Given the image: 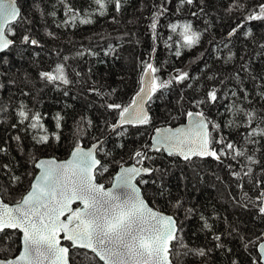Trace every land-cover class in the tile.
Here are the masks:
<instances>
[{
    "label": "trees",
    "instance_id": "trees-1",
    "mask_svg": "<svg viewBox=\"0 0 264 264\" xmlns=\"http://www.w3.org/2000/svg\"><path fill=\"white\" fill-rule=\"evenodd\" d=\"M241 2L245 10L229 13L227 9L232 0H195L192 5L183 6L180 0H123L120 12L110 6L106 15L100 16L92 0H66L64 4L60 0H18L26 21L16 28L15 46L0 58V85H3L0 108L4 109L0 111V147L6 149L0 152V164L8 163L11 169L0 170L3 199L12 204L28 189L33 181L31 174L37 171L32 166L33 154L39 158L66 159L78 141L81 146L89 147L107 138L113 131L111 125L119 120V113L108 109L106 104L115 102L127 106L132 101L141 86V61L151 60L159 67L161 71L157 75L161 80L175 76L177 69L187 71L191 79L182 84L173 83L153 96L148 107L154 118L152 125H123L102 145L98 158H103L108 172L98 176V181L105 186L111 184L121 164L134 163L131 157L136 150L151 144L155 128L184 124L187 118L183 113L201 110L189 101L203 98L213 86L218 89L221 100L216 105L202 106L210 119L222 125L230 120L239 123V117L226 110L233 103L248 111L264 113V48L261 47L264 22L243 19L261 0ZM67 5L77 10L79 19L88 18L93 22L65 24L69 18ZM161 5L167 12L159 18L156 30L159 39L154 41L149 24ZM170 23H191L201 34L200 43L191 49L181 47V55L177 57L179 38L171 33ZM238 24L243 27L228 37V32ZM249 30L251 35H246ZM25 34L36 39L38 45L22 43L21 37ZM169 35L173 36L172 41L167 40ZM225 44L228 46L224 47ZM78 52L84 54L78 56ZM229 55L233 57L231 61L227 60ZM58 63L66 65L71 84L41 79V72L52 70ZM22 103L32 112H40L48 134L57 133L60 140L36 144L33 136L37 130L26 129L27 121L19 123L17 114ZM57 114L61 117L60 128L54 119ZM243 131V128L225 126L222 135L241 141ZM16 136L21 140L17 141ZM247 147L249 154L264 164V141ZM149 155L152 160L145 161L146 165L160 171L143 177L155 181L141 186L143 193L146 192L145 198L154 208L178 218L179 227L183 228L180 237L188 248L211 249L205 257L191 253L185 256V249L177 245L178 264H251L256 253L244 248L241 237L254 238L264 232V217L255 208L243 206L241 197L248 189L237 187L236 178L226 166L235 162L226 159L220 163L211 158L183 161L155 151ZM248 166L257 178L264 175L260 164ZM234 170L239 171L240 166ZM13 175L20 176L21 180L9 189L6 185ZM178 200L182 201L180 209L173 207ZM187 209L193 211L186 213ZM205 220L211 229L203 228ZM216 234L221 235V241L213 239ZM217 243L223 247L217 248ZM71 252L72 264H82L83 251ZM173 259L175 263L176 258Z\"/></svg>",
    "mask_w": 264,
    "mask_h": 264
},
{
    "label": "snow or ice",
    "instance_id": "snow-or-ice-1",
    "mask_svg": "<svg viewBox=\"0 0 264 264\" xmlns=\"http://www.w3.org/2000/svg\"><path fill=\"white\" fill-rule=\"evenodd\" d=\"M60 2L64 4L66 0ZM92 2L99 10V15L104 16L110 6L115 12H120L123 0ZM194 2L195 0H180L182 6L192 5ZM235 9L245 10L246 6L241 0H232L227 11L230 13ZM165 12L167 8L161 5L149 24L154 41L159 39L156 30L159 18ZM55 14L51 13L53 16ZM66 15L69 18L64 21L65 24L74 25L77 21L80 24L93 22L88 18L79 19L77 10L71 5L66 6ZM243 19L248 22H264V0L255 4ZM25 21L26 17L18 7L17 0H0V53H6L15 46L16 28ZM241 27L243 24H238L227 36H234ZM168 28L179 38L176 41L177 57L181 55L179 50L181 47L191 49L200 43L201 34L193 29L191 23H170ZM246 35H251V31L249 30ZM167 40L172 41L173 36L169 35ZM21 42L38 45L36 39L26 34L21 37ZM261 47L264 48V45ZM155 50L153 48L152 52ZM83 54L77 53L78 56ZM232 58V55H229L227 60L231 61ZM141 65V86L132 101L127 106L115 102L106 104L108 109L119 113L118 122L111 125L113 130L125 124L136 127L152 125L154 118L145 104L151 101L158 91L168 88L173 83L182 84L191 79L187 71L177 69L175 76L161 80L157 75L161 69L151 60L141 61ZM76 74L80 75L79 72ZM40 77L52 83L59 82L64 85L72 83L66 73V65L62 63L56 64L50 71L41 72ZM187 86L192 87L191 84ZM232 95L235 96L236 93L232 92ZM183 99L181 97V100ZM220 100L221 96L215 86L208 90L203 98H192L189 103L201 110L183 113L188 119L187 125L155 128L152 143L143 145L132 154L134 164L128 167L121 164L117 174L112 177L110 187L98 181V176L108 172V166L103 158H98L102 151V143L93 144L85 149L78 141L70 153V158L59 162L55 157L39 158L33 154L32 166L37 171L31 174L33 181L28 189L12 204L0 198V264H72L73 253L70 249L83 250L82 264H174L173 257L176 258L175 264H178L180 253L176 251L177 245L185 249L183 253L185 256L191 253L205 257L211 249L206 251L204 248H188L180 237L183 228L178 227V218L154 209L145 199L146 192L142 195V185L155 183L154 180L143 177H151L154 172L160 171L145 163L152 160L149 153L153 151L167 153L169 157L178 156L184 161H191L196 157L211 158L220 163L226 159L235 162L226 166L236 178L237 187L242 190L248 189L243 191L241 197L244 201L243 206L255 208L257 214L264 217V175L257 178L253 168L248 166L260 164L264 172V164L250 155L247 147L249 144L264 141V113H256L254 109L248 111L233 103L226 110L238 116L240 122L230 120L227 125H222L210 119L202 107L216 105ZM19 107L17 114L19 123L24 124L27 121L26 129L37 130L33 136L36 144H48L51 139L60 140L59 134L52 133L51 136L48 134V129L42 122L44 117L40 112H32L23 103ZM3 110L0 108V111ZM54 119L56 127L60 128L59 114ZM85 119L81 117V120ZM87 123L90 125L91 121ZM225 126L243 128L242 142L233 141L222 135V128ZM12 127L16 125L13 124ZM15 139L20 141L21 137L16 136ZM4 151L6 149L0 147V152ZM245 161L248 164H245ZM237 165L240 166L239 171L234 170ZM0 170L11 169L8 163H2ZM20 180V176L13 175L6 186L11 189L12 185ZM3 191L4 188L0 187V193ZM173 207L182 208V201L178 200ZM185 211L191 213L193 209ZM203 228L211 229V225L205 220ZM213 239L219 242L222 237L216 234ZM241 240L246 250L251 248L256 253L251 264H264V232L254 238L245 239L242 236ZM12 245L16 247L13 248ZM216 247L220 248L223 245L217 243Z\"/></svg>",
    "mask_w": 264,
    "mask_h": 264
},
{
    "label": "water",
    "instance_id": "water-1",
    "mask_svg": "<svg viewBox=\"0 0 264 264\" xmlns=\"http://www.w3.org/2000/svg\"><path fill=\"white\" fill-rule=\"evenodd\" d=\"M17 5H18V7H20V5H19V3H18V0H17ZM21 8V7H20ZM21 11H22V9H21ZM7 53V52H6ZM5 53H0V58H1V56L2 55H4ZM145 79H147V77H145ZM145 107H146V109H149L148 107H149V102L148 103H146L145 104ZM188 124V119L186 120V122L184 123V124H181V125H187ZM126 125V124H125ZM181 125H178V126H166V127H179V126H181ZM122 127V126H121ZM121 127H118L116 130H113L112 131V133L107 137V138H105V139H103V140H101V141H98V142H95L94 144H101L102 143V145L106 142V141H108L114 134H115V132L117 131V130H119ZM155 135V132H154V134H153V136ZM152 136V137H153ZM151 143H152V139H151ZM93 145V144H92ZM91 145V146H92ZM91 146H89V147H91ZM82 147H84L85 149H87V148H89V147H85V146H82ZM71 153V152H70ZM165 155H167V153H164ZM168 156V155H167ZM178 157V156H177ZM44 158H52V157H44ZM56 158V157H55ZM70 158V154H69V156L66 158V159H58V158H56V160L59 162V161H64V160H67V159H69ZM178 158H180L181 160H183L181 157H178ZM194 159H200V158H196V157H194L192 160H194ZM209 159V158H208ZM200 160H206V159H200ZM184 161V160H183ZM132 164H134V163H132ZM132 164H129V165H124L125 167H128V166H131ZM120 169V168H119ZM119 171V170H118ZM117 174V173H116ZM115 174V175H116ZM114 175V176H115ZM144 177H147V176H144ZM111 186V184L109 185V186H106V187H110ZM144 193H143V189H142V195H143ZM0 198H2L3 199V197H2V195H1V193H0ZM146 199V198H145ZM147 200V199H146ZM6 202V201H5ZM8 203V202H7ZM10 204V203H9ZM150 205V204H149ZM151 207H153L152 205H150ZM154 208V207H153ZM154 209H156V208H154ZM163 212V211H162ZM165 213V212H164ZM165 214H167V215H171V214H168V213H165ZM174 216V215H173ZM178 227H179V224H178ZM63 243H65V244H67V242H63ZM72 250H79V249H70V252L72 251ZM81 251H83V250H81ZM175 264V263H174Z\"/></svg>",
    "mask_w": 264,
    "mask_h": 264
}]
</instances>
